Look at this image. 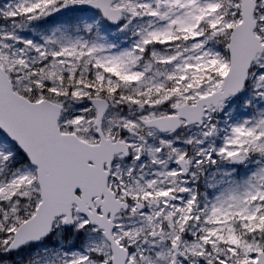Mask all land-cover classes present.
<instances>
[{
	"label": "snow or ice",
	"instance_id": "1",
	"mask_svg": "<svg viewBox=\"0 0 264 264\" xmlns=\"http://www.w3.org/2000/svg\"><path fill=\"white\" fill-rule=\"evenodd\" d=\"M0 264H264V0H0Z\"/></svg>",
	"mask_w": 264,
	"mask_h": 264
}]
</instances>
